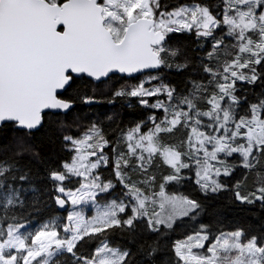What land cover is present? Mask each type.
Returning a JSON list of instances; mask_svg holds the SVG:
<instances>
[{"label": "snow or ice", "instance_id": "1", "mask_svg": "<svg viewBox=\"0 0 264 264\" xmlns=\"http://www.w3.org/2000/svg\"><path fill=\"white\" fill-rule=\"evenodd\" d=\"M0 264H264V0H0Z\"/></svg>", "mask_w": 264, "mask_h": 264}, {"label": "trees", "instance_id": "2", "mask_svg": "<svg viewBox=\"0 0 264 264\" xmlns=\"http://www.w3.org/2000/svg\"><path fill=\"white\" fill-rule=\"evenodd\" d=\"M125 111L127 112L128 110L125 109ZM233 223H235V224H241V223H245V222L243 220L239 219V218H235L234 219L233 215L232 214H229L228 215V219L225 222V228H227L229 225H231ZM177 235H179V233H177Z\"/></svg>", "mask_w": 264, "mask_h": 264}]
</instances>
